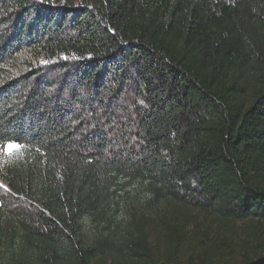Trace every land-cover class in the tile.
Segmentation results:
<instances>
[{
    "label": "trees",
    "instance_id": "16d2710c",
    "mask_svg": "<svg viewBox=\"0 0 264 264\" xmlns=\"http://www.w3.org/2000/svg\"><path fill=\"white\" fill-rule=\"evenodd\" d=\"M11 144L0 264H264V0H0Z\"/></svg>",
    "mask_w": 264,
    "mask_h": 264
},
{
    "label": "rangeland",
    "instance_id": "374dc122",
    "mask_svg": "<svg viewBox=\"0 0 264 264\" xmlns=\"http://www.w3.org/2000/svg\"><path fill=\"white\" fill-rule=\"evenodd\" d=\"M13 144H11V145H8L6 148H5V151H3V153H0V159H3L4 157H8V156H10L8 153L9 152H11L12 154H14V153H16L15 152V148H13V147H11ZM11 154V155H12ZM4 185L0 182V196L3 198V199H6L8 202H9V205H11L12 206V203H11V198H9V196L7 195V193H6V191H5V189H4V187H3ZM14 203H16V202H14ZM16 207H14V208H18V209H20V208H22V207H20L19 205H15Z\"/></svg>",
    "mask_w": 264,
    "mask_h": 264
},
{
    "label": "snow or ice",
    "instance_id": "6c2138e0",
    "mask_svg": "<svg viewBox=\"0 0 264 264\" xmlns=\"http://www.w3.org/2000/svg\"><path fill=\"white\" fill-rule=\"evenodd\" d=\"M11 147H13V148H19L20 146L19 145H12ZM8 154L11 155L12 153L9 152Z\"/></svg>",
    "mask_w": 264,
    "mask_h": 264
}]
</instances>
